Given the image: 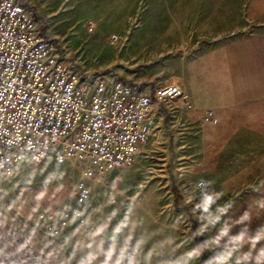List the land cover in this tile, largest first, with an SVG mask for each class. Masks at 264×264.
Masks as SVG:
<instances>
[{
  "label": "rangeland",
  "instance_id": "374dc122",
  "mask_svg": "<svg viewBox=\"0 0 264 264\" xmlns=\"http://www.w3.org/2000/svg\"><path fill=\"white\" fill-rule=\"evenodd\" d=\"M21 1L87 83L181 95L103 178L84 179L73 161L25 162L1 178L0 264H80L102 225L122 229L118 246L139 240L149 264H215L241 233L264 229V0ZM78 180L91 190L82 204ZM205 194L218 197L211 215L194 210Z\"/></svg>",
  "mask_w": 264,
  "mask_h": 264
},
{
  "label": "built area",
  "instance_id": "2783aa9c",
  "mask_svg": "<svg viewBox=\"0 0 264 264\" xmlns=\"http://www.w3.org/2000/svg\"><path fill=\"white\" fill-rule=\"evenodd\" d=\"M180 95L173 84L150 95L122 81L87 83L30 7L0 0V179L41 161L77 162L84 179L103 178L129 165L156 127L158 106ZM74 189L78 204L90 199L83 181Z\"/></svg>",
  "mask_w": 264,
  "mask_h": 264
},
{
  "label": "clouds",
  "instance_id": "9594fccd",
  "mask_svg": "<svg viewBox=\"0 0 264 264\" xmlns=\"http://www.w3.org/2000/svg\"><path fill=\"white\" fill-rule=\"evenodd\" d=\"M32 159L39 160L40 157H32ZM200 183L207 186V182L205 181H201ZM197 187H199V184ZM217 198V194H205L203 199L194 205V210H200L205 214L211 215L210 209L215 204ZM226 210L224 209V211ZM218 211L220 210L218 209ZM242 219L247 220V214ZM121 230L120 227H117L109 235L103 225L97 227L89 236L91 242L84 246L88 251L80 261V264H97L100 257H103L101 264H149V254H144L140 250L139 240L136 241V244L125 240L123 246H118ZM97 238H99V243H97ZM105 240L111 241V246L107 249L104 248ZM261 241H264V229L258 231L254 236L241 233L240 236L235 238V247L226 254L216 257L215 264H229L230 261H233V252L237 251L245 243L251 246V250L242 255H237L234 259V264H264V246L257 248V245ZM253 252H255V255H253ZM173 264H180V262L175 261Z\"/></svg>",
  "mask_w": 264,
  "mask_h": 264
}]
</instances>
